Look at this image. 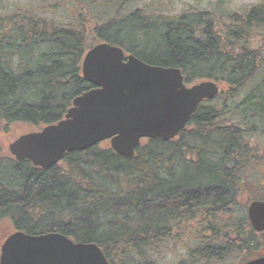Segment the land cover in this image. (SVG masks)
Wrapping results in <instances>:
<instances>
[{"label":"trees","instance_id":"trees-1","mask_svg":"<svg viewBox=\"0 0 264 264\" xmlns=\"http://www.w3.org/2000/svg\"><path fill=\"white\" fill-rule=\"evenodd\" d=\"M133 3L94 0L77 24L40 17L38 7L0 15V131L31 133L62 120L93 87L82 63L101 42L177 68L187 85L213 81L218 97L199 106L180 136L144 141L134 158L107 142L49 170L2 156L0 225L94 243L111 264H161L169 245L188 240L180 264L259 259L264 231L247 208L264 201V2L221 18L190 9L169 19L145 8L128 15Z\"/></svg>","mask_w":264,"mask_h":264},{"label":"water","instance_id":"water-1","mask_svg":"<svg viewBox=\"0 0 264 264\" xmlns=\"http://www.w3.org/2000/svg\"><path fill=\"white\" fill-rule=\"evenodd\" d=\"M82 67L93 88L73 100L63 120L15 140L9 151L17 162L29 160L49 170L67 153L105 140L116 154L133 158L142 139L168 142L179 136L201 103L220 92L210 80L188 87L179 69L146 64L109 43L91 49ZM248 210L253 228L264 231V201L251 203ZM3 244L0 264H110L96 244L58 233L33 236L19 231ZM247 264H264V257Z\"/></svg>","mask_w":264,"mask_h":264},{"label":"rangeland","instance_id":"rangeland-1","mask_svg":"<svg viewBox=\"0 0 264 264\" xmlns=\"http://www.w3.org/2000/svg\"><path fill=\"white\" fill-rule=\"evenodd\" d=\"M94 0H0V15L4 16L12 14L17 8H36L38 7L40 17L55 20L61 24L70 23L77 24L76 15L83 12L88 14V5ZM103 2L104 0H96ZM264 0H134L131 7L125 10L128 15L134 10L145 8L151 17L179 18L181 14L190 9H198L200 11L210 10L217 12L220 18L222 12L243 13L251 7L260 5ZM56 4V5H55ZM58 4V5H57ZM54 7H56L54 9ZM96 12V11H95ZM91 26L94 27L96 21H92ZM92 39V36L89 35ZM31 129L23 127H14L6 133L0 131V158L2 156H11L9 146L18 137L28 133ZM38 131V130H37ZM107 144V143H105ZM104 144V145H105ZM109 145V143H108ZM13 233L12 226L8 223L0 225V248L7 235ZM192 243L186 241L185 245L178 244L176 246L169 245L167 251L163 254L161 264H180L184 260L185 250L191 249ZM159 264V263H158Z\"/></svg>","mask_w":264,"mask_h":264}]
</instances>
